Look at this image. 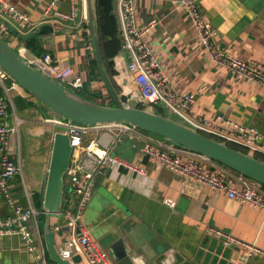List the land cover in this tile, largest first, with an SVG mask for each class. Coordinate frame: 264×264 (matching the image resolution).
<instances>
[{"label":"crops","instance_id":"obj_1","mask_svg":"<svg viewBox=\"0 0 264 264\" xmlns=\"http://www.w3.org/2000/svg\"><path fill=\"white\" fill-rule=\"evenodd\" d=\"M10 1L29 14L33 26L0 14L2 39L21 54L28 51L41 58L44 53H50L57 62L71 64L86 79L84 89L78 91L81 96L100 104L115 105L96 59L84 0H78L79 13L74 21L45 19L44 8L51 0ZM96 2L105 69L120 92L122 88L117 77L124 75L129 63L128 56L122 54L119 47L122 33L120 0H112L110 13L114 16L115 32L108 34L104 41L98 0ZM178 2L137 0L136 3L140 26L157 21L150 40L162 57L163 71L179 90L197 92V107L223 113L256 127L264 135V88L258 82L246 81L232 71L214 65ZM59 5L63 11L70 9L69 0H60ZM199 7L217 31L215 41L218 45L228 48L237 57L264 66V0H199ZM48 26L51 28L47 29ZM115 43L117 49L111 54V46ZM110 65L114 74L110 72ZM7 85L13 86V80L9 79ZM131 86L141 91L132 79ZM10 94L16 113L23 120L19 134L11 138L14 149L11 157L22 167L10 182L11 192L15 203L23 207L32 205L38 211L28 225L46 249L43 194L58 127L46 121V109L22 85L11 89ZM105 99L111 102L106 103ZM141 132L143 136L118 128H100L91 135L100 137L112 155L145 170L138 174L122 167H111L97 180L93 197L82 217L84 230L97 246L108 251L112 263L129 264L119 259L118 250L113 246L121 233L130 235L126 248L136 252L132 264H264V210L157 163L142 152V147L145 136L154 140L159 138ZM1 146L0 138V171ZM168 199L175 201L174 208L168 206ZM13 213L14 208L0 193V218L6 219ZM54 215L50 225L59 249L69 232L65 226L55 230ZM212 228L253 244L260 252L248 253L241 246H227L223 238L211 231ZM48 259L52 261L49 255ZM36 261V255L26 249L20 236L0 235V264H35ZM72 261L82 264L75 258Z\"/></svg>","mask_w":264,"mask_h":264},{"label":"built area","instance_id":"obj_2","mask_svg":"<svg viewBox=\"0 0 264 264\" xmlns=\"http://www.w3.org/2000/svg\"><path fill=\"white\" fill-rule=\"evenodd\" d=\"M60 0H51L44 8V18L50 21H74L79 13L78 0H69L70 9L63 11ZM137 0H120L122 33L121 50L129 58L128 69L132 81L140 87L144 97L142 107L156 110L160 104L168 106L176 113L182 123L202 133L212 134L227 143L242 145L249 151L264 154V135L251 125L243 124L223 113L204 107H197V92L181 91L173 84L169 75L163 71L162 57L150 35L157 21H150L140 26L137 20ZM178 4L186 13L198 32L199 43L202 44L211 62L219 68L235 73L246 81L258 82L264 88V66L256 61H247L231 53L228 48L215 41L216 29L206 19L199 7V0H179ZM0 14L15 22L32 24L28 13L24 12L10 0H0ZM42 69L51 77L67 82L77 92L85 87V77L69 63L57 62L50 53L40 58ZM10 75L0 67V138L3 157L0 171V193L14 208L13 215L0 218V235L17 234L28 251L36 255L35 264H56L48 259L45 247L36 239L28 222L38 211L32 205L23 207L15 203L10 182L22 170L21 164L12 157L11 138L19 134L23 122L16 113L8 86ZM12 108V110H10ZM197 108V110H194ZM61 130L66 131L73 143L71 164L66 175L64 205L61 210L63 221L55 226V230L68 228L69 237L58 249L62 257L81 258L82 264H113L107 250L97 246L84 230L82 217L91 201L99 177L107 174L111 167H122L132 173L143 174L145 170L137 164L112 155L108 145L103 144L100 137L91 136L100 128H118L143 136V132L128 125L93 127L68 121L49 120ZM142 152L175 172L191 177L200 184L215 191H222L242 203H251L264 210V185L237 172L224 164L202 155L182 149L170 143L160 142L145 136ZM168 206L174 208L175 201L168 199ZM212 232L223 238L227 246H241L248 253L260 252V249L221 229L212 228Z\"/></svg>","mask_w":264,"mask_h":264},{"label":"water","instance_id":"obj_3","mask_svg":"<svg viewBox=\"0 0 264 264\" xmlns=\"http://www.w3.org/2000/svg\"><path fill=\"white\" fill-rule=\"evenodd\" d=\"M84 7L90 24L96 59L115 105L100 104L81 96L73 87L46 73L42 69L40 58L28 51L19 53L0 37V67L40 101L46 109L44 112L46 119L93 127L128 125L158 137L160 142L170 143L220 162L264 185V160L259 159L256 152L233 148L227 142L210 137L150 107H142L144 97L141 91L131 86L128 65L124 75L117 77L122 88V91L118 92L104 65L98 33L97 2L84 0ZM121 53L125 52L121 50ZM72 153L73 143L69 134L61 129L56 131L43 194V207L46 212V249L50 259L56 264H73L71 259L60 254L55 243V231L50 225L51 216L60 214L64 205L66 175ZM129 237L128 234L120 233L113 246L118 250L119 259L132 264L136 252L132 253L126 248Z\"/></svg>","mask_w":264,"mask_h":264},{"label":"trees","instance_id":"obj_4","mask_svg":"<svg viewBox=\"0 0 264 264\" xmlns=\"http://www.w3.org/2000/svg\"><path fill=\"white\" fill-rule=\"evenodd\" d=\"M111 5H112V0H98V12H99L101 34H102V40L103 41L106 39V36L108 34H114V32H115L114 16L111 15V13H110L111 12ZM119 47L121 48V43H120ZM111 49L113 50L111 54H113L117 49V44L116 43L112 44ZM108 55H109V53H108ZM111 65H110L109 69H110L111 74H114V70L112 69ZM156 110H157V112H159L161 114L163 113L161 108H157ZM207 135L210 137L216 138V139H220V138H217L216 136L209 134V133ZM228 144L233 148H236V149H239V150H242L245 152L249 151L248 148H246L242 145L234 144V143H228ZM255 154L259 159L264 160V154L263 153L256 152Z\"/></svg>","mask_w":264,"mask_h":264},{"label":"rangeland","instance_id":"obj_5","mask_svg":"<svg viewBox=\"0 0 264 264\" xmlns=\"http://www.w3.org/2000/svg\"><path fill=\"white\" fill-rule=\"evenodd\" d=\"M82 92H83V91H82ZM104 102H106V103H107V102L110 103L111 101L105 99ZM160 108L162 109V111L164 112V114H166L167 116H170V117H172L173 119H175V120H177V121H182V119H180V117L177 116L176 114L172 113V112L168 109L167 106H165V105H161ZM58 130H60L59 127H58V129H56V131H58ZM54 218H55L54 221H53V224H54V225H55V223L59 224V223H61V222L63 221V216H62V214H56V215H54ZM65 236H66V238H67V237H69L70 235L66 233ZM74 258H75L77 261H79V262H80V260H81V258H80L79 256H75Z\"/></svg>","mask_w":264,"mask_h":264}]
</instances>
